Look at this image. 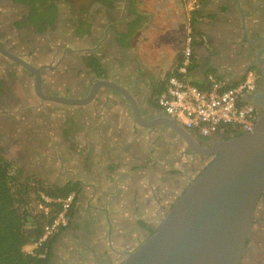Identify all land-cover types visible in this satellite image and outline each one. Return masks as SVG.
<instances>
[{
  "label": "flooded vegetation",
  "instance_id": "obj_1",
  "mask_svg": "<svg viewBox=\"0 0 264 264\" xmlns=\"http://www.w3.org/2000/svg\"><path fill=\"white\" fill-rule=\"evenodd\" d=\"M116 1L0 0V47L27 64L24 66L0 51V154L22 168L21 176L34 183L57 184L61 177L55 171L66 164L70 149L67 137L72 116H80L84 120L81 126L84 134L101 132L102 141L117 149L119 161L133 167V178L138 184L133 195L137 196L139 189L140 193L149 192L150 198L160 205L158 212L153 210L155 203L136 201L133 212L137 229L130 230L139 236L140 229L141 241L137 245L122 243L112 251L109 236L106 243L104 237H99L98 251L104 259L98 264H118L124 258L123 251L133 250L146 239L157 228L163 217L160 214L166 213L213 159L211 154L194 152L165 125L137 124L129 101L118 91L99 86L93 92L100 81L111 82L129 91L144 118L154 119L162 113L155 106V93L163 87L164 77L153 74L150 66L141 67L135 60L129 39L139 24L115 21ZM256 33L254 38L264 37V28L259 27ZM242 42L248 49L242 53L241 69L236 76L254 79V91L248 96L260 111L264 102L263 42ZM92 56L100 62L99 70L90 65ZM51 95L91 100L83 105L61 104L45 99ZM192 134L202 147L236 135ZM159 138L163 141L157 142ZM127 144L128 148H124ZM186 165L190 171L185 170ZM135 200H140L139 195ZM152 214H157L155 220L151 219ZM117 221L123 229V218ZM143 222L147 228L139 227ZM113 238L122 239V235L114 233ZM70 259L72 262L66 264H93L79 256L75 261ZM48 264H56L54 258ZM241 264H264V192L256 206Z\"/></svg>",
  "mask_w": 264,
  "mask_h": 264
},
{
  "label": "crops",
  "instance_id": "obj_2",
  "mask_svg": "<svg viewBox=\"0 0 264 264\" xmlns=\"http://www.w3.org/2000/svg\"><path fill=\"white\" fill-rule=\"evenodd\" d=\"M185 1H116L115 21L139 24L129 39L133 43L130 49L134 51L135 60L141 67L150 66L153 74L156 72L164 78L178 59L184 44L187 17ZM197 1L198 7L192 14L196 39L193 44L194 67L189 71V80L205 86L212 77L221 78L227 83L243 79L236 76L241 69L242 53L248 49L242 41L251 44L262 42L260 38L263 36L254 37L259 27L264 28V0ZM225 76H232L233 79L229 81ZM83 121V117L72 116L67 137L70 149L66 154V164L57 167L55 173L61 179L57 184L53 182L50 185L65 187L73 183L78 186V193L74 191L76 201L73 215L52 248L51 258L54 257L56 264L72 262L70 258L76 254L81 260L93 264L103 261L104 255L98 251V246L99 237L104 231L109 236L112 251L122 243L137 245L143 233L139 229L138 236L130 230L137 229L133 211L136 201L150 200L151 195L149 192L140 193V189L137 196L133 195L134 188L138 187L136 178H133V167L119 161L117 149L102 141L101 132L84 134L81 128ZM130 142L131 137L128 144ZM128 144L124 148H128ZM8 163L11 169L18 170L16 176L19 183H34L25 175L21 176L24 170L16 163ZM17 185L13 186V190H16ZM138 195L140 200H135ZM20 197L23 200L20 211L30 216L31 209L36 208L34 192L28 191ZM117 218H123V229L118 225ZM139 227L147 228L144 222ZM23 231L33 237L29 220ZM114 233L122 235V239L113 238ZM86 247L89 250H85Z\"/></svg>",
  "mask_w": 264,
  "mask_h": 264
},
{
  "label": "water",
  "instance_id": "obj_3",
  "mask_svg": "<svg viewBox=\"0 0 264 264\" xmlns=\"http://www.w3.org/2000/svg\"><path fill=\"white\" fill-rule=\"evenodd\" d=\"M260 39L264 49V37ZM0 51L27 65L1 47ZM39 85L37 73L38 89ZM99 86L122 94L131 105L137 124L165 125L194 152L213 155L211 162L166 211L157 228L133 250L123 251L124 258L118 264H241L253 229L256 206L264 192V102L253 130L202 147L192 132L175 118L163 112L154 119L144 118L137 101L124 87L100 81L93 92ZM45 99L71 105H83L91 100L58 95L45 96ZM246 99L255 103L249 96Z\"/></svg>",
  "mask_w": 264,
  "mask_h": 264
},
{
  "label": "built area",
  "instance_id": "obj_4",
  "mask_svg": "<svg viewBox=\"0 0 264 264\" xmlns=\"http://www.w3.org/2000/svg\"><path fill=\"white\" fill-rule=\"evenodd\" d=\"M187 12L184 44L180 55L164 78L163 89L157 97L158 107L166 115L173 117L185 129L203 137L238 134L254 129L260 111L256 104L247 100L254 91V79L247 76L235 83H227L221 78L212 77L205 86L189 80L188 74L193 62V44L196 39L192 14L198 7L197 0H186ZM76 201V193L66 196H53L43 189L34 192L36 208L31 213L48 214L52 205L59 211L53 220L44 226L42 236L23 246V251L45 257L48 252L47 240L70 220V211Z\"/></svg>",
  "mask_w": 264,
  "mask_h": 264
},
{
  "label": "trees",
  "instance_id": "obj_5",
  "mask_svg": "<svg viewBox=\"0 0 264 264\" xmlns=\"http://www.w3.org/2000/svg\"><path fill=\"white\" fill-rule=\"evenodd\" d=\"M90 65L95 70L101 68L100 62L93 56L90 57ZM193 67L192 63L190 69H193ZM168 75L169 73L165 75V78ZM162 89L163 87L159 88L155 93V106L157 108H159L157 97ZM17 173L18 170L11 169L10 164L0 154V264H48L52 256L53 245L65 228L47 240L48 252L43 258L35 254L26 253L22 249L26 244L36 241L42 236L44 226L53 220L60 207L52 205L48 214L37 212L27 216L26 213H22L19 209V206L23 203L20 196L28 191L35 192L39 188L53 196H66L72 191L78 193V186L72 183L65 187H55L40 181H36L34 184L31 183V185L30 182H27L29 185L26 183L21 184L17 181ZM16 185V190H13V186ZM73 211L74 206L69 213L70 217L73 215ZM27 213L30 214L29 212ZM28 220L33 228V237L27 236L23 231Z\"/></svg>",
  "mask_w": 264,
  "mask_h": 264
},
{
  "label": "rangeland",
  "instance_id": "obj_6",
  "mask_svg": "<svg viewBox=\"0 0 264 264\" xmlns=\"http://www.w3.org/2000/svg\"><path fill=\"white\" fill-rule=\"evenodd\" d=\"M75 1V3H81V2H83V0H74ZM185 12V11H184ZM74 15H76V14H74ZM185 25H186V20H185ZM185 29V28H184ZM184 37H185V35H184ZM160 141H163V139H158L157 140V142H160ZM185 170H187V171H190L191 169H188V165H186L185 166ZM147 196H148V193H147ZM150 196V195H149ZM143 197V196H142ZM151 197V196H150ZM149 201H151V202H153V203H155V201H153L151 198H150V200ZM153 210L154 211H158V212H161V209H160V206H159V203H155L154 205H153ZM154 211H152L153 213H154ZM151 215V214H150ZM161 216H163L164 214H160ZM154 216V217H153ZM155 216H157V214H152V217H151V219H153V220H155L156 218H155ZM102 236V238L104 237V242L106 243V235H101ZM142 236H140V238H141ZM73 257V259H74V261H75V255H72ZM54 257H52L51 259H53Z\"/></svg>",
  "mask_w": 264,
  "mask_h": 264
},
{
  "label": "bare ground",
  "instance_id": "obj_7",
  "mask_svg": "<svg viewBox=\"0 0 264 264\" xmlns=\"http://www.w3.org/2000/svg\"><path fill=\"white\" fill-rule=\"evenodd\" d=\"M187 130V129H186ZM189 131V130H188ZM191 132V131H190Z\"/></svg>",
  "mask_w": 264,
  "mask_h": 264
}]
</instances>
